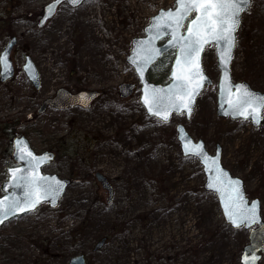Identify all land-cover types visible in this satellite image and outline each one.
Returning <instances> with one entry per match:
<instances>
[{
    "label": "rangeland",
    "instance_id": "1",
    "mask_svg": "<svg viewBox=\"0 0 264 264\" xmlns=\"http://www.w3.org/2000/svg\"><path fill=\"white\" fill-rule=\"evenodd\" d=\"M49 1L0 0V50L7 35L18 36L16 67L29 54L40 73L35 92L18 76L10 87L0 86V185L5 168L15 164L16 134L38 153L53 151L42 171L71 183L56 208L42 203L0 227V264H68L77 255L91 264H240L248 231L224 222L215 195L202 188L201 166L181 155L174 130L184 124L210 153L219 144L222 164L243 180L250 198L260 200L264 220V123L252 127L216 116L214 46L207 45L202 58L213 85L201 93L191 119L176 115L162 123L145 115L138 87L120 98L118 85L137 82L125 61L130 40L143 36L150 17L174 0L62 4L38 27ZM236 39L233 80L264 92V0H251ZM173 56L169 52L150 69L151 81L166 82ZM59 88L103 93L87 109L48 108L37 115L40 102ZM96 174L110 183L111 197ZM101 238L105 244L93 250Z\"/></svg>",
    "mask_w": 264,
    "mask_h": 264
},
{
    "label": "snow or ice",
    "instance_id": "2",
    "mask_svg": "<svg viewBox=\"0 0 264 264\" xmlns=\"http://www.w3.org/2000/svg\"><path fill=\"white\" fill-rule=\"evenodd\" d=\"M61 0H56L59 4ZM76 4L79 0H70ZM250 0H176L175 10H169L154 18L151 28L156 29V35L152 39L160 38V29L168 28L171 31L165 33L171 36L169 44L178 47V56L175 61V70L172 73L174 83L167 89L149 88L144 91V104L148 111L162 120L167 121L171 112L183 114V110L191 111L190 104L199 89L206 82L207 78L203 74L200 53L209 42L222 44L219 50L220 64L227 72V63L231 59L232 49L235 47V32L239 27L240 15L246 11V5ZM55 5H49L48 11L54 13ZM195 13V18L190 19ZM187 23V35L181 34L180 30ZM147 29V31H151ZM141 52L143 55H141ZM161 49L141 48L137 53L139 61L133 59L132 62L137 72L143 78V72L147 65L151 64L156 56L162 55ZM6 59V58H5ZM235 99H229L228 103L232 111L248 119L252 117L253 122L259 123L262 112H264V96L250 91L244 85H235ZM228 114V113H225ZM21 141H17L19 148V159L27 164V174L19 175L24 169H11V179L15 181L14 187L22 189V195L13 194L12 198L5 196L0 199V216L7 218L9 213L25 212L33 210L42 198L53 199L59 196L62 190V182L54 181V178L45 177L38 172L41 159L33 155L26 148L19 147ZM199 151L191 152L193 155L204 156L203 146L196 145ZM186 154L189 153L188 144H185ZM211 163L216 164V159L212 158ZM218 175L213 177V181L219 185L215 190L222 192V202L224 203L225 215L229 221L237 228L246 222L255 223L257 221V202H252L251 207L247 206V201L241 191V182L227 177L223 169L218 170ZM213 183L210 181L209 187ZM3 223V220H0ZM255 259V258H253ZM245 264L248 259L245 257Z\"/></svg>",
    "mask_w": 264,
    "mask_h": 264
},
{
    "label": "water",
    "instance_id": "3",
    "mask_svg": "<svg viewBox=\"0 0 264 264\" xmlns=\"http://www.w3.org/2000/svg\"><path fill=\"white\" fill-rule=\"evenodd\" d=\"M85 0H79L78 3L73 4L70 2V0H61V3L66 2L68 6L70 7H78L80 6ZM56 3V0H53L47 4L44 5V10L41 18L38 21V26H43L46 21L50 18H52L55 15V11L57 6L59 5ZM250 3L246 5V11L249 9ZM49 5H55L54 13H50L48 11ZM176 8V0H174V6L167 8V9H159L157 13L150 17L149 23L143 28V36L142 37H134L130 41V53L126 57V63L133 68V71L138 79L137 83H121L118 85V95L120 98H127L130 96L135 89L136 85H139V97L138 101L140 105L142 106L146 116L153 117L157 120H159L162 123H168L173 115H183L185 120H190L192 117V114L194 112V109L196 107V101L200 95V93L204 90L205 87L211 86L213 84V80L207 75V73L204 70L203 64H202V58L203 53L207 45H214V51L216 55V67L219 70V77L217 81V92H216V106H215V114L217 117L220 118H230L231 120H248L250 124L253 127L259 126L263 121L262 114L261 118L259 119V123H255L252 120V117L249 116L248 119H245L243 116L238 115L232 111V109L229 106L228 100L229 99H235L236 92H235V85H244L246 86L250 91L257 94V96H264V92H261L259 90L253 89L246 81H233L231 76V63L233 60V52L234 48L232 49L231 53V59L227 63V72L225 73L223 66L220 64V57H219V50L223 46L222 44H216L215 42H209L204 46V50L200 53V63L201 68L203 71V74L206 76L207 80L203 83V86L199 89V93L194 96V98L191 101L190 108L191 111L189 112L187 109L183 110V114L177 113L175 111L171 112L169 115V118L167 121H164L161 119V117L156 116L148 111L147 105L144 104V91L146 87L149 88H156V89H163L167 91V89L174 83V80L172 78V73L175 70V61L178 56V47H173L171 44H169V40L171 39L170 35H167L165 33H169L171 30L168 28H162L160 29V38L159 39H152L153 36L156 35V29L151 28V25L154 22V18L161 16L162 13L167 12L169 10H175ZM244 11V12H246ZM243 12L241 13V15ZM195 13L192 14L190 19L195 18ZM241 15H240V23H241ZM187 21L185 22V27L180 30L181 34L187 35ZM239 23V25H240ZM151 31H147V29H150ZM239 28V27H238ZM238 30V29H237ZM235 32V44H236V33ZM13 44V39L11 42H9L4 49L0 53V78L1 81H5L8 78L12 76V66L11 62L8 59L10 48ZM158 48L163 51L162 55H158L155 57V59L152 61L151 64L147 65L143 72V78H141V75L139 72L136 71L135 66L132 62V60L135 58L137 61H139V56H137V53L140 52L141 48ZM170 51H174V56L170 64L169 72L167 74V82L166 83H155L149 80L148 73L150 68L158 62L159 59H161L164 55L169 53ZM141 55L143 53L141 52ZM6 58V59H5ZM23 71L27 77V79L36 87H39V72L37 71L36 67L34 66L33 62L31 61L29 56H26L25 62L23 64ZM102 94L101 91L97 90H79L75 93H71L68 90L64 88H59L55 95L50 98H46L42 101L38 113H43L47 106L53 107L57 110L66 109L69 107L79 106L81 108H89L91 106V103L100 95ZM228 113V114H225ZM175 133H176V139L179 143V148L181 151V154L184 157H193L195 158L199 165L202 168V173L204 175V182L202 185V188L204 191L211 192L215 195L218 205L221 211V215L223 217V220L226 224H228L231 228H236L228 219V217L225 215L224 211V203L222 202V192H218L215 190L216 187H219L214 181L213 177L218 175V170L223 169L224 173L227 174V177H230L233 180H238L241 182V191L247 201V206L250 208L252 202H257V221L255 223L246 222L243 224L240 228H244L245 230H248V242L245 244L242 248V252L239 257V263L245 264V257L248 259V264H258L259 259L261 257V254L264 253V221L261 218L260 215V203L259 199L254 198L249 200V198L246 196L243 180L235 175H233L227 168L223 166L221 163V147L219 144H216L214 153H210L205 146L204 141L201 138L194 139L193 136L186 130L185 126L182 123H178L175 125ZM17 141H21V145L19 147L26 148L27 151H31L34 156L41 159V163L38 169V172L40 175H43L45 177L54 178V181H60L62 182V190L57 196L53 202V199L51 197L49 198H42L41 202L36 205V207L41 203H47L50 208L57 207L59 200L63 196L66 187L70 184V180L67 178H59L57 174H51V173H44L42 172V168L46 165H48L53 159H54V153L51 151H44L41 153H36L32 147L30 146V143L26 137L23 135L16 136L12 140L13 144V150H12V158L17 163L15 166H11L6 168L7 177L6 180L1 184V191L3 194L0 196V199H3L5 196L9 197V199L12 198L13 194L15 195H22V189L14 187L15 181L11 179L10 171L11 169H24V172L19 173V175L27 174V164L25 161H22L19 159V148L17 146ZM188 144V149L190 150L188 154H186L185 144ZM196 145H202L203 146V152L204 156H197L191 154V152L199 151V149L195 148ZM264 149V144H263ZM216 159V164L213 165L211 163V159ZM97 180L101 182V186L108 191L109 197H111L112 194V187L110 183L101 175L96 174ZM212 181L213 186L209 187V183ZM36 207L33 209L35 210ZM25 212H16L15 214L9 213L7 218L0 216V220H3V223H0V226H2L6 221L10 220L11 218L15 216H21L25 213H28L30 211ZM105 243V239L102 238L99 240L93 247V250H98L101 248ZM255 258V259H253ZM68 264H86L84 257L82 255H78L75 257L70 258Z\"/></svg>",
    "mask_w": 264,
    "mask_h": 264
},
{
    "label": "flooded vegetation",
    "instance_id": "4",
    "mask_svg": "<svg viewBox=\"0 0 264 264\" xmlns=\"http://www.w3.org/2000/svg\"><path fill=\"white\" fill-rule=\"evenodd\" d=\"M50 1H52V0H50ZM49 1V2H50ZM46 4V3H45ZM44 4V5H45ZM62 4H66V3H61L60 5H62ZM44 5L41 7V9H40V13H39V19L41 18V16H42V14H43V10H44ZM60 5H58L57 6V8H56V11H55V14H56V12H57V9L59 8V6ZM67 5V4H66ZM68 6V5H67ZM69 7V6H68ZM70 8V7H69ZM55 16V15H54ZM53 16V17H54ZM52 17V18H53ZM51 19V18H50ZM49 20V19H48ZM47 20V21H48ZM47 21H46V23H47ZM45 23V24H46ZM44 24V25H45ZM43 25V26H44ZM37 26H38V24H37ZM39 27V26H38ZM42 27V26H41ZM13 39V44H12V46H11V48H10V51H9V55H8V59H9V61L11 62V66H12V71H13V73H12V76L10 77V78H8L7 80H5V81H1V78H0V86L1 87H4V88H8V87H10L11 86V84L12 83H14L15 82V80H16V78H17V76L18 77H22V79H23V81H25L26 83H27V86H28V88H29V90L31 89V91L32 92H35V91H37V90H39V88H40V73H39V87L38 88H36L28 79H27V77H26V75H25V73H24V71H23V64H24V62H25V58H26V56H29L30 57V59H31V61L33 62V64H34V66L36 67V69H37V71L39 72V70H38V68H37V66L35 65V62L33 61V59H32V57L29 55V54H24V57H23V61H22V63L20 64V67H16V64H15V57H16V54L18 53V51H17V46H18V44H19V37L18 36H16V35H13V34H9V35H7V38H6V41H5V44L2 46V48H1V50H0V53H1V51L4 49V47L9 43V42H11V40ZM19 71V72H18ZM20 73V74H19ZM13 92H14V90H12L10 93H11V95L13 94ZM103 93V92H102ZM14 105H16V102L15 103H13ZM40 105H41V102H40V104L38 105V107H37V109H36V114L37 115H41L42 113H38V109H39V107H40ZM48 108H51V107H47L46 108V110L48 109ZM45 110V111H46ZM15 127H11L10 129H14ZM9 133L11 134V133H14V130H9ZM20 135V134H19ZM15 136H17V134L16 135H14L13 137H12V139L15 137ZM12 139H11V146H12ZM12 148V147H11ZM0 190H1V187H0ZM13 219V218H12ZM262 258V257H261ZM86 263H88L87 261H86Z\"/></svg>",
    "mask_w": 264,
    "mask_h": 264
}]
</instances>
